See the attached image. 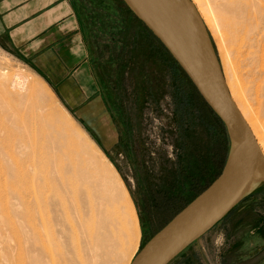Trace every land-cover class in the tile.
Wrapping results in <instances>:
<instances>
[{
    "label": "rangeland",
    "instance_id": "374dc122",
    "mask_svg": "<svg viewBox=\"0 0 264 264\" xmlns=\"http://www.w3.org/2000/svg\"><path fill=\"white\" fill-rule=\"evenodd\" d=\"M115 1L84 12L102 96L83 105L0 47V264H131L223 166L229 136ZM251 1L239 91L264 138V0ZM199 2L234 93L241 65L224 23L231 7ZM251 243L253 253L243 252ZM170 264H264V186Z\"/></svg>",
    "mask_w": 264,
    "mask_h": 264
},
{
    "label": "water",
    "instance_id": "95a60500",
    "mask_svg": "<svg viewBox=\"0 0 264 264\" xmlns=\"http://www.w3.org/2000/svg\"><path fill=\"white\" fill-rule=\"evenodd\" d=\"M167 49L224 123L230 146L218 178L138 251L131 264H170L264 186V156L226 84L216 45L191 0H122Z\"/></svg>",
    "mask_w": 264,
    "mask_h": 264
},
{
    "label": "crops",
    "instance_id": "0c3cea01",
    "mask_svg": "<svg viewBox=\"0 0 264 264\" xmlns=\"http://www.w3.org/2000/svg\"><path fill=\"white\" fill-rule=\"evenodd\" d=\"M97 1L108 2L112 8L116 2L0 0V47L32 65L47 83L61 85L66 101L83 105L93 97L102 96L97 60L92 56L96 40H90L89 18L84 15ZM119 2L123 4L121 0ZM127 18L139 23L129 13ZM261 231L257 230L258 233ZM255 246L247 244L243 252L250 250L253 253ZM251 257L253 255L248 254L245 260Z\"/></svg>",
    "mask_w": 264,
    "mask_h": 264
},
{
    "label": "bare ground",
    "instance_id": "6f19581e",
    "mask_svg": "<svg viewBox=\"0 0 264 264\" xmlns=\"http://www.w3.org/2000/svg\"><path fill=\"white\" fill-rule=\"evenodd\" d=\"M223 1H226L227 2V6L231 7V10L229 12H227L228 14H226V16L224 18V23L227 25V27L229 28V30L231 32V34H230V36H231L230 37V40H231V43L233 44V46L235 47L234 50H235V53L238 56L239 64L241 65L240 68H239L240 69L239 73H240L241 77L239 79V83L235 84V86H234L236 88V92L231 93L230 86L227 83L226 84L228 86V89H229V91L231 93V96H232L234 102L238 106L240 112L242 113L243 117L245 118L246 122L248 123L249 127L251 128V130H252V132H253V134H254L257 142H258V145H259V147L261 149V152H262V154L264 156V138L261 136V134L258 131L256 125L253 122V120L250 118L249 112H248V110L246 109V107H245V105L243 103V100L241 98L240 91H239V84L244 83V80L242 79V76H243L242 74H243V72L245 70L247 71L246 67H243V65L247 66L245 64L246 61H242L240 59L244 58L245 55L246 56H251V54L248 52V50L247 51H244V49L246 50V49H249L250 48V46H249V38H250V32L251 31H250V28H249L250 24H249L248 20L251 18V11L254 8L251 10V4H252V1L251 0L250 1L244 0V2H242V3H239L238 2L239 0L238 1H236V0H223ZM192 3L194 4L197 12L200 15H202V17H203L204 9H203L201 3L199 2V0H193ZM218 3H220V2H218ZM241 7H243V10L240 9ZM205 22H206V25L208 26V22L206 20H205ZM248 93L251 96L254 95V96H257L258 97V95H259V91L258 90H253L252 88L249 89ZM6 130L7 131H4V130L3 131L4 132H8V128ZM27 136L29 137V135H27ZM90 143L92 144V142H90ZM26 149H28V148H26ZM110 166L113 168V165L112 164ZM113 173H115V172L113 171ZM102 174H103L102 179L104 180L105 183H107V181L108 182H111L112 181V175H111L112 173L110 174V173L102 172ZM129 207H130L129 208L130 214L131 215L132 214L134 215V211L132 209L131 204H130ZM133 217H135V215Z\"/></svg>",
    "mask_w": 264,
    "mask_h": 264
},
{
    "label": "trees",
    "instance_id": "16d2710c",
    "mask_svg": "<svg viewBox=\"0 0 264 264\" xmlns=\"http://www.w3.org/2000/svg\"><path fill=\"white\" fill-rule=\"evenodd\" d=\"M122 1V0H121ZM123 2V1H122ZM123 5H124V7H125V9H126V11L129 13V14H131L132 15V17L133 18H135L136 19V17L133 15V13H131V11L127 8V6L125 5V3L123 2ZM138 22H139V24H141V26L145 29V31L154 39V41L155 42H157L158 43V45L160 46V48L169 56V58L171 59V61H172V63L175 65V67H176V69H178L179 71H180V73L182 74V76L186 79V81L188 82V84H189V86H190V89H191V92L193 93V95L194 96H196V97H199L200 99H201V101H202V103L204 104V106H206L207 108H208V110L211 112V114H212V116H214V118H215V122H217V124H218V126L220 127V128H222V130H223V132H224V134H226V136H227V138H228V133H227V130H226V128H225V125H224V123L221 121V119L212 111V109H210V107L205 103V101L202 99V97L200 96V94L198 93V91L196 90V88L194 87V85L191 83V81L189 80V78L187 77V75L183 72V70L181 69V67L177 64V62L171 57V55L169 54V52L167 51V49L158 41V39H156L153 35H152V33L146 28V26L142 23V22H140L138 19H136ZM228 145H229V141H228ZM228 151H229V146H228V148H227V150H226V156H225V159H224V162H223V166H222V168H221V170H219V172H218V174L215 176V178H214V180H212V182L211 183H209L205 188H202L201 190H200V192L198 193V195L200 194V193H202L206 188H208L217 178H218V176L221 174V172H222V170H223V168H224V166H225V163H226V160H227V156H228ZM198 195H196L191 201H193ZM252 196V195H251ZM250 196V197H251ZM249 197V198H250ZM247 200V199H246ZM190 201V202H191ZM189 202V203H190ZM244 202V201H243ZM242 202V203H243ZM188 203V204H189ZM187 204V205H188ZM237 208V207H236ZM235 208V209H236ZM234 209V210H235ZM182 210V209H181ZM180 210V211H181ZM233 210V211H234ZM179 211V212H180ZM232 211V212H233ZM178 212V213H179ZM231 212V213H232ZM230 213V214H231ZM146 244V243H145Z\"/></svg>",
    "mask_w": 264,
    "mask_h": 264
}]
</instances>
